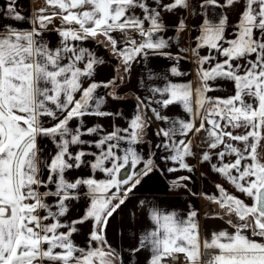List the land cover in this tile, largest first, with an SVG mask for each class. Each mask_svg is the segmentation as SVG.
<instances>
[{"label":"snow or ice","instance_id":"snow-or-ice-1","mask_svg":"<svg viewBox=\"0 0 264 264\" xmlns=\"http://www.w3.org/2000/svg\"><path fill=\"white\" fill-rule=\"evenodd\" d=\"M173 16L177 40L198 32L194 46L175 53L164 35ZM192 18L198 25L189 29ZM98 36L126 74L134 65L147 74L149 95L136 97L127 127L112 123L111 131L88 123L123 116L98 92L123 79L96 80L105 61L85 42ZM154 57L171 62L162 75ZM189 58L196 88L172 79L186 75L180 62ZM225 83L233 94L208 95ZM173 106L187 119L165 114ZM153 121L161 126L145 157L136 146ZM157 151L174 165L168 173H193L188 160L198 158L231 186L217 183L218 195L202 193L221 209L212 218L227 227L206 229L202 239L196 210L181 215L140 200L149 224L134 230L131 255L148 252L146 264H264V0H44L29 16L18 0H0V264H115L110 221L143 179L161 170ZM191 179L176 177L171 186L187 188ZM81 202L82 214L72 218ZM85 225L80 246L74 236Z\"/></svg>","mask_w":264,"mask_h":264},{"label":"crops","instance_id":"crops-1","mask_svg":"<svg viewBox=\"0 0 264 264\" xmlns=\"http://www.w3.org/2000/svg\"><path fill=\"white\" fill-rule=\"evenodd\" d=\"M20 10L26 16H29L34 10H38L40 7L44 6V0H18ZM169 24V31L164 34L165 38L171 37V43L174 47L171 48L173 53L177 52L181 48H190L194 46V41L191 37L198 35L196 31H185L179 40L174 36L173 26L177 23V18L166 17ZM198 25V20L192 18L188 22L189 29H193ZM22 27H28L27 24H21ZM53 41L55 37H50ZM99 41V42H98ZM106 38L103 36H98L95 40H90L85 42V46L89 47L92 51L98 54L105 62L102 66L98 68L96 75L97 81H108L113 77H123V79H117L113 87L107 89H98L100 95L107 97L106 107L110 111H117L123 114L122 117L113 116L112 118H88V123L93 122L100 123L104 127L111 131L110 125L115 123L120 127H127V122L136 112L137 100L136 97H145L149 95L145 90V84L142 81L146 80V73L141 72L140 65H134L131 74H126L121 66V61L116 57L112 51L111 47H106ZM202 51L201 54H205ZM152 65L159 70L162 75L167 71V65L171 62L160 57H154L151 59ZM181 70L186 73L184 77L172 78L175 82H191L193 88H196L199 84L196 75V64L193 62L192 58L181 60ZM157 86H162L159 79L156 81ZM86 86V85H85ZM147 86H152L150 83ZM115 93L119 99L114 100L112 97L107 96L108 93ZM233 94V87L230 83H225L223 88L219 91L210 92V96H220L226 97ZM155 106V105H153ZM151 116V112L146 113ZM165 114H170L174 117L179 116L187 119L186 114L183 112L180 106H173L168 110H165ZM160 122L153 121L151 127L148 129V134L145 137V143L137 145L138 150H142L145 157L149 155V147L147 141L155 142L156 138L152 133L159 127ZM194 146L199 143V137H193ZM51 147V145H48ZM126 146V145H124ZM95 151V149H93ZM197 153L200 149H196ZM161 153L159 151L155 154V159L160 165L158 171H154L148 177L143 179L142 183L134 190L129 201L123 206L122 210L119 211L113 219L110 221V225L107 230V239L109 243L116 249L120 254L115 264H121V259L123 264H146V258L149 255L146 251H141L135 257H133L129 251V242L132 237L134 230L140 228L141 225H148L149 222L145 219L139 209V201L144 200L151 202L153 204H159L161 208L166 210H176L179 214L185 215L189 208L196 210L199 214L200 224H201V237L202 239L206 236V229L208 232L213 230H219L221 228H226L227 225L224 221L220 219H213L212 217L218 213H221V209L214 202L206 199L204 194L208 195H218L215 188V184L220 183L224 185L230 192L234 191L230 185H228L224 179L215 174L207 163H199L198 158H189L188 162L195 169L193 173H187L186 171H178L175 173H168L167 167L174 166L171 162L161 161L159 159ZM142 167V165H141ZM79 172H73L72 175H79ZM83 174L87 175V170H83ZM103 174L98 173L97 177L101 178ZM185 175H191L192 179L186 181L187 188H173L171 186V181L176 177H181ZM240 195L239 193H236ZM243 198V197H242ZM83 202L73 209L71 216L72 218L77 217L82 214ZM132 212L136 213L134 219L130 220V215ZM131 224V227L128 225ZM89 231V225H85L81 232L83 234H78L74 236V240L77 245L84 246L87 242V232ZM231 231V229H229ZM95 247V244L92 245ZM183 256L182 254H180Z\"/></svg>","mask_w":264,"mask_h":264},{"label":"built area","instance_id":"built-area-1","mask_svg":"<svg viewBox=\"0 0 264 264\" xmlns=\"http://www.w3.org/2000/svg\"><path fill=\"white\" fill-rule=\"evenodd\" d=\"M179 261H183V256L179 255ZM164 264H178V262L175 258H169Z\"/></svg>","mask_w":264,"mask_h":264}]
</instances>
